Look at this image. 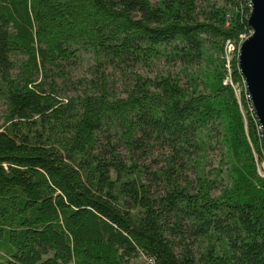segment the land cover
Wrapping results in <instances>:
<instances>
[{
	"label": "trees",
	"instance_id": "trees-1",
	"mask_svg": "<svg viewBox=\"0 0 264 264\" xmlns=\"http://www.w3.org/2000/svg\"><path fill=\"white\" fill-rule=\"evenodd\" d=\"M249 13L0 0V264H264V144L237 55L223 59ZM85 56L83 91L60 96ZM160 60L184 75L138 71ZM205 136L224 176L200 166Z\"/></svg>",
	"mask_w": 264,
	"mask_h": 264
},
{
	"label": "water",
	"instance_id": "water-1",
	"mask_svg": "<svg viewBox=\"0 0 264 264\" xmlns=\"http://www.w3.org/2000/svg\"><path fill=\"white\" fill-rule=\"evenodd\" d=\"M250 34L238 46L237 66L264 144V0H250Z\"/></svg>",
	"mask_w": 264,
	"mask_h": 264
},
{
	"label": "rangeland",
	"instance_id": "rangeland-1",
	"mask_svg": "<svg viewBox=\"0 0 264 264\" xmlns=\"http://www.w3.org/2000/svg\"><path fill=\"white\" fill-rule=\"evenodd\" d=\"M153 1H156V0H153ZM201 1L202 0H199V2ZM212 1H214L215 3L219 5L227 3V0H212ZM244 38H242V40ZM242 40H240L238 43H234V46L235 47L238 46ZM209 52L210 54L213 55V57L219 56V54L212 48H209ZM233 55H238L237 47H236V52H234ZM85 57L87 58H85L82 61L77 62L73 68L72 67L70 68L69 76L71 77V84H68V82L67 84H64L61 80L58 81L60 96L62 97L74 96L76 94H80L83 91L86 83H82L80 80L81 79L84 80L85 78L89 79L91 77V75H89V73L87 72V69L89 68L91 62H89L88 56H85ZM223 59L224 61H226V65H228L227 56L225 54L223 55ZM138 71L141 72L142 74L149 75V76H154L155 74H159V73L166 74L168 72L172 74L177 73L181 76L184 75L179 66L172 65L163 60L154 61L153 63L139 69ZM184 80L185 79H183V81ZM234 87H235L236 93H238L240 90L239 87L237 85H234ZM4 111H5V106L3 104V101L0 100V123L2 122V115L4 114ZM205 139H207L208 144H207V148L205 151V155L201 159L200 166H204L205 171H208L215 167H217L218 169L221 168V170L223 171L222 175L224 176L225 166L223 165L224 163L223 151H222L223 149L220 143H218L217 140L210 138L209 136L208 137L205 136ZM155 155L156 153H154V156Z\"/></svg>",
	"mask_w": 264,
	"mask_h": 264
},
{
	"label": "built area",
	"instance_id": "built-area-1",
	"mask_svg": "<svg viewBox=\"0 0 264 264\" xmlns=\"http://www.w3.org/2000/svg\"><path fill=\"white\" fill-rule=\"evenodd\" d=\"M238 46L236 47L238 48ZM236 47L234 46L233 42H230V41L226 42L224 54L227 56L228 63L232 57L233 52L236 50ZM261 152H262L261 157L259 158V161H257V170L261 176H264V147L262 148Z\"/></svg>",
	"mask_w": 264,
	"mask_h": 264
}]
</instances>
